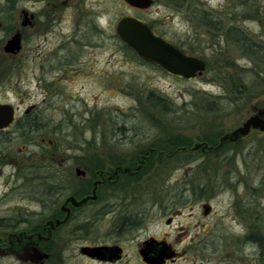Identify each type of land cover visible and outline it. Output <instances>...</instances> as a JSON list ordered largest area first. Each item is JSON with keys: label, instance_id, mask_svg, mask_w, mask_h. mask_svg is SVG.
Here are the masks:
<instances>
[{"label": "rangeland", "instance_id": "rangeland-1", "mask_svg": "<svg viewBox=\"0 0 264 264\" xmlns=\"http://www.w3.org/2000/svg\"><path fill=\"white\" fill-rule=\"evenodd\" d=\"M154 1L147 13L133 14L123 0H89L78 12L61 1L45 7L42 0H0V23L2 14L11 15L15 34L22 37L17 54L5 53L12 29L0 28V104L17 107L18 124H24L26 110H33L32 124L23 128L27 131L12 128L0 136V240L19 217L30 218L24 210L40 212L35 202H56L55 188L64 182L50 174H64L56 165L60 159L69 164L84 154L104 161L106 152L130 156L153 143L167 146L170 138L202 145L209 137H229L255 109L264 108V86H256L264 84V57L252 56L264 49V0H190L191 16L176 13L170 2L177 0ZM199 5L216 10L227 35L206 30ZM28 8L39 21L35 29L24 31L22 11ZM125 16L145 22L167 42L205 60L209 70L185 80L134 57L115 33ZM208 39L216 46H205ZM215 75L227 80L221 84ZM240 82L242 100L213 115L205 113L207 100L219 97L218 104L226 103V89L220 85ZM150 91L169 106L164 133L140 107ZM31 127L35 129L28 133ZM239 139L241 150L246 149L244 160L221 161L216 154L187 165L161 158L143 176L139 198L122 212L139 211V227L116 236L104 216L76 235H70L69 226L56 233L51 258L44 264H145L138 250L148 237L164 240L178 252L167 264H264V248L244 239L250 231L264 235V180L253 190L264 175V131L251 130ZM41 166L49 174L43 185L32 178V169ZM201 179L207 182L208 196L186 197L183 188L191 190ZM52 212L43 214L50 217ZM111 244L124 249L117 263L80 253L83 247ZM0 264L30 263L0 258Z\"/></svg>", "mask_w": 264, "mask_h": 264}, {"label": "flooded vegetation", "instance_id": "flooded-vegetation-1", "mask_svg": "<svg viewBox=\"0 0 264 264\" xmlns=\"http://www.w3.org/2000/svg\"><path fill=\"white\" fill-rule=\"evenodd\" d=\"M43 3H45V7L54 6L53 4L60 2V5L66 4L68 8H70V5L72 8L78 12L80 4H86L89 2V0H42ZM55 1V2H54ZM153 4L155 3L154 0ZM176 3L177 6H174V10L176 13H181L191 16L192 11L194 9L191 6L190 0H177ZM125 6L128 8V11H131L134 13H147L149 11L148 9H138L135 7H132L128 5L123 0ZM70 4V5H69ZM58 5V4H55ZM209 5V4H208ZM201 6V7H200ZM206 6V5H204ZM202 7V5H199V9L201 11V14H203L204 19V27L208 32H214L216 31V34L219 32V34L222 36L223 34L227 35V32L223 29V21L219 17L218 14L215 13L214 9L207 10ZM210 6V5H209ZM71 8V9H72ZM183 8V9H182ZM183 10V11H182ZM1 16V15H0ZM3 19L0 23V28L5 27L8 30H11V36L15 35L16 26L13 28L12 18L11 15L2 14ZM7 17L5 19L4 17ZM126 17V16H125ZM22 18L24 23V26H22L21 23V29L25 30H33L37 26V22L39 21V17L37 14L32 12L29 8L22 11ZM230 30L234 32L235 26H230ZM23 31V32H24ZM21 32V34L23 33ZM222 32V33H221ZM10 36V38H12ZM23 36V35H22ZM212 37V35H209ZM10 38L7 40L9 41ZM22 39V37H21ZM6 41V42H7ZM208 39V41L205 43V46H213L215 47L216 44L212 43ZM6 45V44H5ZM4 48V47H3ZM2 48V49H3ZM4 51V50H3ZM205 66H207V62L203 59H201ZM8 76L9 74L6 73ZM177 77V76H176ZM180 78V77H179ZM15 114H14V121L13 123L5 128L4 130L0 131V136L4 135V133L9 132L12 128L15 129V131L23 130L24 127L27 125H31V122H28L29 120H32V113L33 110L30 108L24 112L23 115V123L24 124H18L21 120H17L16 113H17V107L15 108ZM262 110L255 109L254 115H260L259 113ZM31 129V128H30ZM35 129V128H34ZM121 129V128H120ZM259 131V130H255ZM251 132V131H250ZM261 132V131H259ZM3 133V134H2ZM171 141L165 142L167 145H172L175 142L174 138H170ZM223 139L219 138V142H221ZM240 141L239 137L236 138L233 142L237 143ZM183 144H187L185 141H180ZM153 144H159V143H153ZM213 150L212 146H208L205 142L202 143V145L197 144L192 147H187L186 145H183L175 151L179 155L175 157V154L167 155V153L163 151H158L157 149L148 147V148H142L138 152L128 156L123 154H118L117 152H106V158H104V161H100L97 158L94 157H87L84 156H76L72 159V162L67 164V161L65 159H60L59 161H56V165L59 169H61L64 174L63 175H57L51 173L50 175L55 176L57 179H61L64 183L57 184L55 188V193L57 196L56 202H46L44 200H40L39 202H35L37 206H39L40 212H29L28 210H24L26 215L30 216V218H22L19 217V220H16L13 222L9 228L10 230L6 234L5 239L0 240V247L5 248H11L14 250H18L23 248L24 246L28 245L29 248L32 247V244L37 247L46 257L40 264H44L46 261H48L51 258V244L52 241L55 239L57 232H63L64 229H66L69 226H72L73 230H71L70 235H76L75 233H81L87 228L91 226L94 221L99 218L100 216H104L105 219L108 218L109 227L111 228L110 234H116V236H122L123 234L128 231V229H134L139 227L140 224V213L139 211H135L133 213L130 212V215L128 213H122L125 212L124 210L128 209L131 204L136 201L140 196V189L143 186V176L147 173H144V170L147 168L148 163H152L153 166L160 161L161 158H164V160H170V161H176L180 162L181 164H189L191 161V151H201L202 153L208 152ZM151 153H154V156H151ZM162 155L161 158L159 156ZM52 161L53 158H51ZM153 168H150L151 170ZM48 170L46 169V166L44 167H35L32 169V173L34 179L39 180L38 183L43 185L45 184L46 178L49 175ZM150 172V171H149ZM72 174L74 176H72ZM72 177V178H70ZM264 180L263 177L259 178L257 185L253 186V190L258 189L262 181ZM71 181V182H70ZM258 186V188H256ZM184 195L187 197L188 194H190V188L189 186H185L183 188ZM69 198H73L76 203H79L83 200V203L79 205H73L70 201H68ZM94 198V199H93ZM187 198L185 199V201ZM201 200V199H200ZM188 203V201H187ZM156 205V204H155ZM99 206V209L96 211L95 208ZM47 210H52L50 217H47V215H44L43 213ZM179 211V210H176ZM175 211V212H176ZM30 214H29V213ZM60 221V224L58 226H50L49 223L54 224L55 221ZM170 222L172 218H169ZM7 226V225H6ZM251 231L248 232L244 239H246L247 242H251L250 237ZM154 239L158 242L164 241L159 240L153 237L145 238L141 241V247L139 250L143 247V242ZM166 242V241H164ZM168 245V243L166 242ZM108 247H119L121 249L120 253V259L117 261H103L106 263H117L122 259L124 249L123 246L120 244H111L106 245ZM89 247V246H88ZM171 248V247H170ZM138 250V254H139ZM174 253V256L165 262L167 264L168 262L175 261L177 257V251L172 249ZM140 257V255H139ZM3 258H13L12 255H9L7 257ZM101 261V260H98ZM18 262V261H17ZM21 263V262H19Z\"/></svg>", "mask_w": 264, "mask_h": 264}, {"label": "water", "instance_id": "water-1", "mask_svg": "<svg viewBox=\"0 0 264 264\" xmlns=\"http://www.w3.org/2000/svg\"><path fill=\"white\" fill-rule=\"evenodd\" d=\"M128 5L138 9H148L153 5L152 0H124ZM24 26V23H22ZM117 37L129 47L137 57L145 63L153 64L163 69L167 73L181 77L185 80L194 79L203 74L206 69L205 63L197 57L187 55L173 44L167 42L161 36L156 35L145 22L135 17H122L115 26ZM21 49L20 34L16 33L7 41L3 50L5 53L17 54ZM15 109L11 105L0 104V131L9 127L14 121ZM260 115L249 117L241 127L235 129L228 137L231 141L238 137H244L251 130L264 131V110ZM42 142H45L43 139ZM48 144H51L50 141ZM94 199V198H93ZM73 205H79L83 201L76 203L73 198H69ZM205 213L209 210L204 205ZM168 220L167 223H169ZM60 221H55L50 226H58ZM80 253L91 259L101 261H117L120 259L121 249L119 247L95 246L83 247ZM12 255L16 261L21 263L40 264L46 257L37 247L32 244L21 249L0 247V258ZM139 255L145 264H165L170 260L174 253L166 242H158L149 239L143 242V247L139 250Z\"/></svg>", "mask_w": 264, "mask_h": 264}, {"label": "trees", "instance_id": "trees-1", "mask_svg": "<svg viewBox=\"0 0 264 264\" xmlns=\"http://www.w3.org/2000/svg\"><path fill=\"white\" fill-rule=\"evenodd\" d=\"M170 4L177 6V4L174 3L173 1L170 2ZM124 46L134 57L138 58L137 55L129 47H127L125 44H124ZM174 46L177 47L178 49H180L185 54L189 55L181 47H179L177 45H174ZM249 48L254 49L252 45ZM261 50H262V54L258 53V49L256 51L254 50V52H253V50H251V52H253L252 56H254L255 58H262L261 56L264 57V49H261ZM191 54H193V53L191 52ZM208 70H209V68H208V64H207L205 72ZM259 75L257 78L261 81L262 73H259ZM215 76L218 80L223 81V82H220L221 84H224V80H227V78L224 77L223 75L222 76L215 75ZM241 85H242V83L238 84V85L235 84L234 86L233 85H224V86L220 85L221 87H224V89H226V93H227V97H228V98H226L227 99L226 103L221 104V105L218 104L219 97L212 98L213 101L207 100L208 103L205 106L207 109L204 108L205 113L207 115H209V114L213 115L215 113H212V112L218 113L220 110L223 111V109H225L224 107L231 106L233 103L242 100L243 96H245V91H243V89L240 88ZM256 86H264V84L258 83V84H256ZM200 99L202 100L203 98H200ZM139 104H140L141 109L146 111L144 113V117L146 119H148V121H150V123H152L153 126H155L156 128H158L160 131H162L164 133L165 130H163L162 127L166 126V125L163 123L164 122L163 119H165V117H167V115H168V113H166L164 110H169V108H168L169 106L165 102V100L163 98H160L158 95H156L155 93L150 91L143 98V102L139 101ZM201 108L203 109V107H201ZM155 109L157 110L156 111L157 113L154 112ZM157 119L159 120V122L157 121ZM28 122H31L30 124H32V120H29ZM33 129H34V127H31V130H29L28 133H33ZM22 131L24 132L27 130L23 129ZM203 141L208 146H212L213 150L205 152V153H202L201 151H191L190 154H191V161L192 162H195V160L199 159V157L200 158L203 156L204 157H211L212 155H216V154L218 155L217 157H220L221 161H223V159L225 161H227V160H229V158L236 159L239 156H241L243 160L245 159L244 155L246 153V149L241 150L242 149V146H241L242 141L241 140L238 141L237 143L228 144L227 142H224L221 144L219 142V139H217V138L211 139L209 137L208 139H204ZM173 142H175V143L172 145H167V146H162L161 144H153V146H151V148L157 149L158 151H163V152L167 153V155H171V156H172V154H175V157H177L179 155L178 153L175 152L177 150V148H179L183 145H186L187 147H192L189 145V143L183 144L179 140L173 141ZM220 152L223 153L222 156H221V154H219ZM154 155H155L154 153H151V156H154ZM161 157H162V155L159 156V158H161ZM197 162H199V161H197ZM152 167H153V164L148 163L146 170H144V173H148L150 171L149 169ZM206 175H208V173L204 174V176H206ZM192 187L193 188L190 190L191 191L190 195H193V196L196 195L198 200L203 199V198L208 196L207 195V182L204 179H201L200 181L195 182V185L193 184ZM2 222L3 221L0 220L1 227H2ZM4 228H6V227H4ZM128 230H130V229H128ZM247 238H251V240L258 243L259 246H261V248H264V235H261L258 231H255L254 233L251 232L250 237L248 236Z\"/></svg>", "mask_w": 264, "mask_h": 264}]
</instances>
